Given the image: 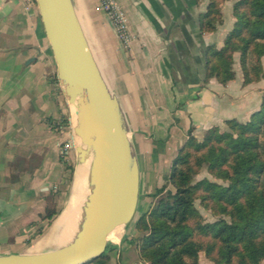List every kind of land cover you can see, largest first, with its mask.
Masks as SVG:
<instances>
[{"label":"crops","instance_id":"1","mask_svg":"<svg viewBox=\"0 0 264 264\" xmlns=\"http://www.w3.org/2000/svg\"><path fill=\"white\" fill-rule=\"evenodd\" d=\"M114 2L131 34L126 52L99 8L100 0H75L129 118L141 197L148 194L150 171L164 176L167 184L171 161L190 130L200 137L208 127H223L230 118L244 121L259 108L264 59L257 82L242 84L237 52L234 79L226 84L215 77L203 81L205 47H220L231 29L232 1L220 4L216 29L203 33L197 16L207 0ZM67 115L36 5L0 0V254L44 250L54 241L47 244L37 232L48 227L41 218L47 207L55 210L56 219L65 206L71 181L59 154L66 135L57 122ZM66 162L74 168V152Z\"/></svg>","mask_w":264,"mask_h":264},{"label":"trees","instance_id":"2","mask_svg":"<svg viewBox=\"0 0 264 264\" xmlns=\"http://www.w3.org/2000/svg\"><path fill=\"white\" fill-rule=\"evenodd\" d=\"M224 1L207 0L197 16L202 33L216 29ZM229 1L232 27L220 47H205L203 81L234 79L237 52L246 85L263 74L264 0ZM224 126L208 127L200 140L188 132L171 161L167 184L151 194L152 205L137 217L138 235L125 241L144 264H198L199 252L214 264H260L264 259V97L246 120L230 118ZM63 163L71 181L73 165ZM202 169L211 178L196 179ZM196 202L215 219L205 221ZM55 214L47 207L41 218L49 226ZM116 251L84 264H107Z\"/></svg>","mask_w":264,"mask_h":264},{"label":"water","instance_id":"3","mask_svg":"<svg viewBox=\"0 0 264 264\" xmlns=\"http://www.w3.org/2000/svg\"><path fill=\"white\" fill-rule=\"evenodd\" d=\"M35 5L69 109L72 177L78 166L87 165L86 194L73 226L49 248L0 254V264H84L119 244L133 222L140 199L138 155L129 118L75 0H35ZM117 228L121 236L113 242L109 234Z\"/></svg>","mask_w":264,"mask_h":264},{"label":"rangeland","instance_id":"4","mask_svg":"<svg viewBox=\"0 0 264 264\" xmlns=\"http://www.w3.org/2000/svg\"><path fill=\"white\" fill-rule=\"evenodd\" d=\"M131 39V38H130ZM121 43V42H120ZM122 47V51L123 52H126V50L128 49V46L127 47ZM222 128H225V126H223ZM204 132V131H203ZM194 135V134H193ZM195 136V135H194ZM203 136V133L200 137H196L198 140H200ZM75 174V172H74ZM73 175V173H72ZM158 174L157 176L150 171L148 173V177L146 178L147 182L145 183V188L148 192V194H144L140 197L139 199V202H138V208H137V213L133 219V222L131 223L129 229L127 230L126 234L124 235V237L121 239L120 243L117 244L115 247H112V248H116L117 251L116 252H111L110 253V258L107 262V264H144L139 258H138V255H137V251L135 249V247L132 245V244H129L127 243L125 240L126 238H129V237H135L138 235V233L136 232L135 230V227H134V224H135V221L137 219V217L143 213L144 211H146L151 205H152V202H153V198L151 197V194L153 193V188L157 187V186H162V185H165L166 184V180L164 178V176ZM208 177V178H211V176H209L206 171L204 169H202L199 174L196 175V179H199V178H202V177ZM73 180H74V177H72L71 179V182L69 184V189H68V192H67V196H66V201L68 199V196L70 194V191H71V188H72V185H73ZM161 183V185H159ZM168 189L170 188L171 189V186H168L167 187ZM65 201V202H66ZM67 204V202H66ZM66 206V205H65ZM196 207L198 208V210L200 211V213L202 214V216L204 217L205 221H212L215 219L214 216H212L210 214V212L208 210H205L204 208H202L201 206H199L198 202H196ZM65 209V207H64ZM63 209V210H64ZM63 212V211H62ZM61 212V213H62ZM59 216H57L58 218ZM56 218V219H57ZM55 220V217L53 218V221ZM52 221V222H53ZM52 224V223H51ZM51 224L46 227L43 231V233L41 235H39L38 237L40 238L41 236H43L47 231H49L52 227H51ZM49 227H51L49 229ZM49 229V230H48ZM48 233V232H47ZM46 233V234H47ZM121 233V231H120ZM46 234L43 236L45 237ZM121 236V235H120ZM37 237V238H38ZM42 237V239H43ZM120 238V237H119ZM111 240V239H110ZM113 241V240H112ZM119 240H117L118 242ZM114 242V241H113ZM112 248H109L108 251L106 252H110ZM198 264H214L212 261L208 260L204 253L203 252H199V256H198ZM260 264H264V259L260 262Z\"/></svg>","mask_w":264,"mask_h":264},{"label":"bare ground","instance_id":"5","mask_svg":"<svg viewBox=\"0 0 264 264\" xmlns=\"http://www.w3.org/2000/svg\"><path fill=\"white\" fill-rule=\"evenodd\" d=\"M86 173V164L77 167L74 174L73 185L67 199V204H65V209L62 213H60L59 217L55 220L53 227L48 231L44 238V241L47 244L52 242L53 240H56V238L60 235L63 230L73 226V222L79 212V207L81 206L84 196L86 194ZM120 235V229L117 228L109 234V238L113 241H117L119 240ZM40 240H42V238Z\"/></svg>","mask_w":264,"mask_h":264},{"label":"built area","instance_id":"6","mask_svg":"<svg viewBox=\"0 0 264 264\" xmlns=\"http://www.w3.org/2000/svg\"><path fill=\"white\" fill-rule=\"evenodd\" d=\"M27 4H35V0H25ZM99 8L103 10L112 24L114 32L123 47H127L131 34L126 27L124 16L114 0H100ZM57 127L66 135L65 140L60 145L59 154L62 160L67 161L74 152V141L72 136L69 115L60 118Z\"/></svg>","mask_w":264,"mask_h":264}]
</instances>
